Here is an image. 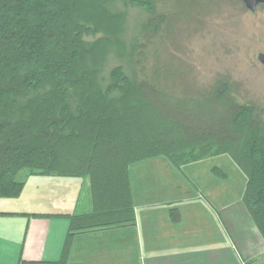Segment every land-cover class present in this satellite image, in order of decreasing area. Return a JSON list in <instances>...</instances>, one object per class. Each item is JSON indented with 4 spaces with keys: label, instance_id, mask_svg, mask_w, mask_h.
Instances as JSON below:
<instances>
[{
    "label": "trees",
    "instance_id": "16d2710c",
    "mask_svg": "<svg viewBox=\"0 0 264 264\" xmlns=\"http://www.w3.org/2000/svg\"><path fill=\"white\" fill-rule=\"evenodd\" d=\"M116 1L0 0V197L20 196L33 175L87 177L91 203L0 215L68 219L57 261L67 264L76 235L135 223L133 164L164 157L182 171L227 154L246 175L242 201L264 237V104L242 101L227 75L184 81L167 49L203 0H120L148 12L130 47ZM110 54L126 65L106 73ZM170 214L180 221L178 207Z\"/></svg>",
    "mask_w": 264,
    "mask_h": 264
},
{
    "label": "crops",
    "instance_id": "0c3cea01",
    "mask_svg": "<svg viewBox=\"0 0 264 264\" xmlns=\"http://www.w3.org/2000/svg\"><path fill=\"white\" fill-rule=\"evenodd\" d=\"M132 167L130 180L135 223L76 235L67 264H264V237L251 220L248 224H240V214L234 219V212L227 206L226 200L215 202L195 196L189 202L191 209L183 211L178 205L180 202L186 203V200L179 198L168 202L149 195L152 193L145 185L148 181L147 170L132 171ZM57 177L62 176L30 177L34 179L33 209L21 207L20 203H27L20 201V198H2L0 211H89L90 193L88 203L80 205L82 188L85 186L89 189V179L80 182L75 179L84 177L65 180ZM50 182L58 188L49 190H60V200L63 201L56 199L53 202L52 198L50 203L53 207H48L49 203L43 207V202L37 204V201L45 196V185H50ZM25 188H28L27 183ZM25 188L22 197H25ZM152 190H156V186ZM163 203L169 205V213L163 208L165 214H159V205ZM176 203L181 213L178 222L173 221L170 214V209ZM82 208L84 210L79 211ZM68 225V219L61 217L0 215V264H57Z\"/></svg>",
    "mask_w": 264,
    "mask_h": 264
},
{
    "label": "rangeland",
    "instance_id": "374dc122",
    "mask_svg": "<svg viewBox=\"0 0 264 264\" xmlns=\"http://www.w3.org/2000/svg\"><path fill=\"white\" fill-rule=\"evenodd\" d=\"M113 7L127 14L123 38L130 47L139 38L148 12L143 7L126 5L120 0L116 1ZM191 13L195 16L186 19L182 16L183 20L178 25L179 36L177 35L174 41L167 43L168 52L173 55L172 57L177 58L176 60L181 61L183 69L187 72L188 76L184 81H190L198 86H207L215 78L227 75L236 82V90L242 101H256L264 104V64L257 58L258 53L264 52V8L258 6L257 10L252 12L242 0H218V3L213 0H203L201 6L191 10L189 14ZM120 62L126 65L125 60L110 54L105 72L107 73L112 66ZM179 81H183V77ZM134 165L135 167H132ZM134 165L131 166L132 171L147 170L148 181L145 185L152 193L149 195L168 202L179 198L186 200V203L180 202L178 205L183 211L191 209L189 202L195 196L215 202L226 200L227 206L229 205L230 210L234 212V219H237L236 215L240 214L238 217L240 224H248L249 220L253 222L242 201L246 175L227 154L191 162L184 165L182 171L173 167L164 157L149 159ZM216 166L221 168L227 176L221 177L215 173L213 168ZM142 176L143 174L140 177ZM24 177L25 172L20 175V179ZM30 177L27 178L28 188H25L26 191L23 194L25 197L21 194V197L11 199L20 198V201L27 203V205L20 203L21 207L33 209L34 179L31 180ZM57 178L70 179V177ZM84 179L88 180L87 177L75 180L81 182ZM155 186L156 190H152ZM51 188L58 187L53 186L52 182L50 185L46 184L44 188L46 194L39 198L37 204L43 202L45 207L49 203L48 207H53L50 203L52 198H54L53 202L56 199L63 201L60 200L62 198L60 190L52 192L49 190ZM88 200L89 189L84 186L80 205L88 203ZM88 207L87 209H90L91 205L89 204ZM163 208L169 213V205L163 203L159 205V214L164 213ZM81 210L84 208L79 209ZM244 212L247 216L243 215Z\"/></svg>",
    "mask_w": 264,
    "mask_h": 264
},
{
    "label": "water",
    "instance_id": "95a60500",
    "mask_svg": "<svg viewBox=\"0 0 264 264\" xmlns=\"http://www.w3.org/2000/svg\"><path fill=\"white\" fill-rule=\"evenodd\" d=\"M245 6L250 9V11L255 12L260 4H264V0H242ZM258 60L264 64V52L258 53Z\"/></svg>",
    "mask_w": 264,
    "mask_h": 264
}]
</instances>
